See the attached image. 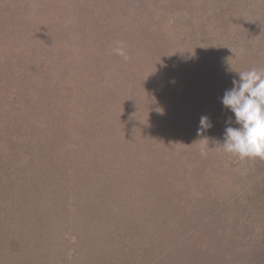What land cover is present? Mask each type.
I'll return each instance as SVG.
<instances>
[{
  "label": "rangeland",
  "instance_id": "rangeland-1",
  "mask_svg": "<svg viewBox=\"0 0 264 264\" xmlns=\"http://www.w3.org/2000/svg\"><path fill=\"white\" fill-rule=\"evenodd\" d=\"M66 1L67 0H58L59 7L58 5L56 6V10L49 14V16H51L52 18H50V20H47L39 15V9L43 6L40 2L30 3L32 6L31 8L29 5H25L26 0H0V60L2 62V66H0V69L3 68L5 73L8 72V74H0V100L1 102H3V105L8 112H20L19 115L17 114L20 118V120L18 121H16L15 119H11L12 121L8 120V122H5V120L3 119H1L0 121V129L2 131V133L0 134L4 135H1L0 138L1 149L7 150V148L11 149L12 147V149L10 150L11 152L8 151L7 153H5L4 150V155L0 156V168L4 167L1 165V163L7 165L3 169H0V182L3 184V186H5L6 183L4 181L2 182L1 179L12 177V179L15 180L14 176L17 179V173H21L25 182L30 183L35 187L38 186L36 187L37 189H45L44 191H42L43 194H45V197L43 199H46L51 195H53L54 197L55 195L63 196V198L58 199V203L60 205L63 204V207H61L62 210H60L61 214L67 216V220L65 219L66 222L63 224V218L61 217L60 220L55 219L51 222L39 226V228L44 231L46 236L51 241L53 239L57 241V243L53 242L56 245L53 244V251L50 252L49 256H47L49 259L44 258L43 256L41 257V254L37 252L36 249H34L36 253L33 254V249H30L31 255L29 257L31 258L32 262L28 263V261L30 260L29 259L28 261H25L23 263H90V260H92L93 257L91 253V249L94 246L93 244H97V246L102 245L103 247V245L107 242L104 245L106 247L104 249L111 250V248L113 249V247H110V245L116 246L114 250H111L112 263H110L121 264L119 263L121 261L120 258H122L123 256L119 251L121 250V248L118 246L117 242L114 243V239L112 237H109L110 235H112V233L109 236L107 235L109 234V231L111 229V231L117 233L120 239L123 238L122 242H137L138 245L141 246L144 242L140 241H144L145 239L142 235H140L141 238H139L138 232L142 233V229H139L140 226L138 224H132L134 222H142L143 219H145L144 217H146V215L148 214L144 215L143 217L138 216L139 214L130 212L127 205L133 206L134 209V205L137 204V201H139L140 203L142 199H147L146 201L148 202L149 199L152 211L150 212V217L147 220L159 221L158 219L163 216L162 218L164 220L166 219L171 226V235H169L167 232H163L165 235H162V237L155 235L151 237L149 235L150 238L145 241V245L148 247V250L146 252L147 257H144L145 260H155L157 252L151 255L153 250L149 248L151 246L150 242H152L153 239L155 243L160 242L156 247H158V249H161V251H165L166 248L167 250H170L168 252L170 258L178 263L191 256L193 252L191 253L190 251L180 249V243H183V237H181V233L178 232H181V229L185 227L187 228V230L188 227L194 229V226L196 224L192 223L193 221L195 222L192 215L194 214V217L196 219L198 218V220L202 221V226L204 223L203 227L206 228V230L210 231L211 229H213L212 233L214 237L212 236V233H207L209 234V236L207 237L212 239V241H215L214 249L218 250L216 251L217 259H219L218 263L221 259H226L225 263L229 262L228 258L223 257L224 253H231L233 251L235 252L236 250H241L244 253L236 257L241 260L242 264H246L248 260H246V258L250 257V255L252 254L249 245L250 241L247 242L248 240L245 239L246 234H244L242 229L239 230L235 227V225L233 224V219L231 218L225 221L230 223L232 228L234 225L233 234H231V232L229 231L230 225L227 227V230L224 231L229 232L222 234L218 230L214 231V224H216L217 222L210 226V224L205 221L206 219L204 216L199 219L200 216L197 215L198 213H200L199 209L196 212V210L191 209L188 205V202L193 199V197L190 195V190L194 191L195 188L199 186H202L203 188H212V175H204V173L206 174L207 172L204 170V168L205 165L209 164L211 165V167H216L215 162H217V165H220L222 163L223 160L219 161L217 157L218 154L222 151L221 148L218 146H211L210 149L205 151L207 154V156H205V153H201V145H198L199 148L174 145L170 140L166 139L165 134L160 135L158 132H156V128L159 127L160 122H162L164 118L171 117L181 119V114L185 113L182 120H184L186 116V118L190 120V124L185 128V133L187 134V136H185L188 137V140L191 139L192 135H195L196 137L199 136L198 132L196 131L199 129L200 116L208 115L207 112L209 111L203 112V108L204 106L208 107V105H210L211 96L213 97L211 92H213V90L214 92H216L218 83L215 78L218 74L221 73L217 68L213 72L212 67L214 63L208 57L200 60L198 59L197 64L199 62H202V66L204 69H198L201 79L200 81H198V84L194 83L187 74V71L191 72L186 67L187 62H185V59H183L182 57L180 58L179 56L184 55L185 53H183V51H181L182 49L178 46L183 45L182 47H185L186 49L192 46L193 48L190 50L193 52V55H191L192 60L196 58V54L200 53L204 48L202 46L203 40L201 39L204 36L203 33L205 32V30L208 29L206 28L208 24H201L202 26L195 31H190V27L187 28L188 30L185 29V31H181L180 29V31L177 32L171 29L169 30V33H165V40H162L160 39V32L162 31L163 27L160 23V20L162 19L163 21H165V18L170 16L169 14H167V10L169 8V5H171L169 1L171 2L172 0H161L160 2H157L158 0H151L149 3H145V5H137L136 3L135 5H126L125 2L123 3L125 5H123L121 3L117 4V0H107L105 2L106 5L101 7V11L103 10V12L105 13L100 12L101 15H98L99 19H105V17L107 16L106 20L100 23L103 30L98 26V20V22L96 23V19H94L93 17H87L84 14L81 16L78 12L73 10V15H71V18H68L66 23H62L66 20V16L68 14L66 13L65 9H67L68 6L71 5V3H69V0L68 2ZM77 2H79V0H77ZM138 2L140 3V1ZM197 2L198 3L193 6V9H195V7L197 9L201 7L200 4L202 3V1L197 0ZM129 5L131 8L128 12H126L129 8ZM75 7L76 4L71 8L75 9ZM111 9L112 12L110 11ZM214 12L215 11H206L205 14H200L199 18H201V20H208L209 16L214 18L217 15L214 14ZM218 12L224 13L223 10ZM173 17L174 16L172 15L169 17V19L172 18V21L175 23V19ZM56 19L60 20L56 21ZM219 20L221 23H227L224 19L223 22L222 19ZM214 21L217 20L214 19ZM42 23H48L50 25V28L53 27V29L55 26L61 24H66L67 26L72 25L71 36H74L75 38L76 36L81 35V37L85 39L86 43L85 45L79 43L81 40L78 39L77 41H75L74 38L71 39V41L67 40L68 42L66 45L70 43L69 47H77L73 51H68L69 53L66 51V48L62 49L59 47L57 53L62 58H59V56L54 57V61H58L57 63H55V66L50 67L48 65V62H44V58L42 55H40L39 49L37 50V55L33 57L31 63L28 62L27 64H24V62L22 61V58L24 57L22 56H24L23 53H25L26 49L23 45L15 43V40L27 33L22 32L23 30H29L33 32L32 30L34 28H37L39 30L38 38L42 39ZM244 23L245 21L243 20V24ZM113 24H116L117 27H114ZM165 26L169 29L168 25L164 24V27ZM240 26L243 27V25L241 24ZM97 28L102 30V33L104 34L103 36L101 35V33H96ZM53 29L49 32V36L46 35L47 38L51 40L45 39V42L47 44H52L51 49H53L55 45L64 42L55 40L56 38L54 36L57 34L58 29ZM128 29H130V34H128ZM192 31L194 33H192ZM133 32L134 35H136V39L131 40L130 37ZM214 32L215 30H213L212 27V29H210V33L213 34ZM63 33L65 35H68L64 31ZM6 35L7 38L4 37ZM126 36L129 37L127 41L125 38ZM242 37L243 36H241L240 34V39ZM176 38V42L173 43V40ZM96 39H98L97 43L99 47L94 44L96 42ZM185 39H187V42ZM222 39L217 38L214 40L215 49L221 47L223 43ZM52 40L55 43L52 42ZM117 41L122 42L125 46L128 55L127 60H125L121 56L116 55L112 51L113 47L116 46ZM78 44H80L79 48ZM175 44H177L178 46H174ZM11 45L14 46V49L11 48ZM231 47L233 51L238 50L235 44ZM259 49L263 53L264 48L261 45H259ZM84 54L90 55L95 59H99L96 66L100 64L99 62L103 64L108 63V65L116 66L119 73L123 72L125 76L127 75L126 77H121L120 80H118L117 86H119L120 90H118L117 94L114 96V98H116L114 103H111L110 105H108L109 103H86V105H79L81 106L82 112L79 111V106L74 107L73 109L71 104L77 106L75 103H80L81 100L74 99L72 102H68L64 100L63 97H66L67 100H72L75 97L77 90L82 93V86H78L77 90L76 88H74V90L72 89L70 92L68 91V93L66 89V94H61L60 92L59 100L57 101V103H52L50 111H47L49 110L47 109V113L42 112L40 109H42L43 105H39L40 103L38 104L37 100L40 99L38 98V95L42 96L48 93V90L50 89L49 87L53 86V84L55 83V74L57 75L59 73H73L72 75L76 76H82V74L84 75V71H88V69L83 68V63H85V59L91 60V57L87 56V58H85ZM140 55H142V59L138 57ZM103 56H107V58H103ZM46 57L48 59V57L50 56L47 55ZM135 58L138 59H136L135 61ZM102 59H104L105 62ZM49 60H51L52 62L51 58ZM128 61H132L136 66L135 71L137 70L136 72H140L139 76L137 75V73L136 75L127 73L126 70L128 69L126 64L128 63ZM34 62H36V64H34ZM119 62L121 63L119 64ZM115 63L119 65H115ZM32 64L36 65V68L38 70V75L33 77L32 75H29L31 70L33 71L34 69V67H32ZM42 64H45V66ZM220 64L221 62H218V65ZM50 68L51 71H49ZM112 72L110 73V76L113 75ZM118 72L117 75H120ZM7 78H11L13 80L16 79L17 81L13 82V86L15 85L16 87H22L24 89L26 88V91L28 93L31 91L30 89H32V91H34L37 95L36 98L33 97L31 99L30 95L32 94L30 93L28 94L27 98H30V101L32 100L34 101V103H20L16 106L12 103H6L4 97L7 92ZM211 80H214L213 85H208ZM74 81L75 79H72V76H65L62 80V82H65L64 88L76 86L77 84L72 83ZM204 81H207L208 83H205ZM221 81L222 80L220 79L219 83H221ZM194 85L197 89H194ZM190 92H193V103L191 102L192 99L188 95H186L191 94ZM221 93L224 94L225 92H222L221 90ZM175 94L177 97L183 94L181 99L186 97L185 101L187 103H174L175 105L169 103L173 101L172 97ZM58 103H63V105L64 103L71 104L64 109V107L62 108V105H59ZM50 104L51 103H48V108L50 107ZM107 105L113 106V108H110L113 110H110L109 113L111 115L109 116L101 112L102 110L107 108ZM181 106L182 108H184V110L180 108ZM210 109H213L212 113H214V117L212 116L213 118L211 120L212 125L216 124V121H214V119H217L218 124L216 129L218 131H221V129L224 127L223 123H225V121L231 120L234 122V113H232L230 109L225 108L222 103H213ZM58 110L60 117L62 116V110H67L68 112L73 110L70 115L71 120H74V116L78 113L87 114V116H89L90 119H86L84 122L83 141L88 150L95 149L96 156H89V163L87 162L88 164L86 163V159L83 158L84 153H80V155H78V147H75L74 145L72 146L70 144H67L66 147H61L57 145L58 142L52 141L53 137L45 133L46 128L48 129V127L50 126V130H53V133L58 132L60 135H62L63 131L66 132L63 135H72L73 137H77L81 134V132L79 133L77 131H68V122H65V125H61L62 127L60 126L62 130H60V127L58 128L56 127V125H53V116ZM186 110L188 111V113L186 112ZM200 111L202 113H200ZM99 114L100 116L95 117ZM189 114L192 115L190 116ZM9 116H11V114ZM41 116H44V118H48V127L46 126V123L38 124V119ZM111 116L115 117L112 118ZM5 117H7V115H5ZM112 119L114 120V122H112L111 124L114 125V123L116 124L119 120H122V124H117L118 126L115 127L112 132H110V138L108 137L107 141L113 140V137H115L116 141H118L119 138H123L127 132L130 133V131H132L135 137L137 136V134L140 138L141 136L147 135V139H149L150 141L153 140L152 142L154 143L159 142L161 143V145L158 146V148H154V144H152V146L147 145L145 149H142V151H138L139 149L135 147L125 149L123 146H117L116 144L113 154L111 156L108 155V157L105 158L106 155L101 153V150L99 147H97V145L100 147L102 146V150H106L107 154L110 151V149L108 151L109 146L107 147L106 141L103 143L98 142L97 144V141L95 140L96 135H93L92 131L101 130L98 133H103L107 129L106 126H104V123L110 122L112 121ZM187 122L188 121H186V123ZM5 123L10 124L6 126ZM11 124H20V129L13 131V126H11ZM207 130L208 129H206L205 131ZM48 134L50 133L48 132ZM155 140L157 142H155ZM10 142L14 143V145L11 146ZM168 145H170L169 149L174 151L173 154H176L174 161L173 159L166 161L163 155H157L158 157H154L158 160V164H156L154 172H152V174L149 172H145L148 169L146 163L151 162V156L154 153V149H156V152L165 151L162 150V146H165V148L167 149ZM112 148L113 146H111V149ZM146 155L150 158H148L145 164L141 163L138 156ZM256 159L258 160H254L253 164L261 165L260 167H262L264 170V163L260 162L259 158ZM112 163L114 164V167L112 166ZM136 166H139L138 169L136 168ZM165 168L167 170H165ZM168 169L169 172L165 174ZM139 170L141 171V173H139ZM101 171L107 174L108 183H110V185L111 183H113L111 185L113 187L110 189V192L119 190V184L122 182H126L125 188H127V181H129V183L131 184L133 183L135 187H138L140 189H142V187L145 188V193L143 194L131 192L129 196L122 195L117 196L116 198L110 197L109 200L115 204H119L120 208L119 211L115 208L114 219L110 215H108L109 212V214H112L114 212L110 209L113 205H104V202L102 203L98 201L99 199L97 196L95 197L98 200L95 199V201L90 195L86 197L87 200L84 198V192L86 191L85 188H87V178L90 176V180H96L95 178L97 177V175H99L100 173L102 174ZM180 171H182L181 174L183 181H191L189 185L192 186L191 188L188 187V189L185 188L186 190H184V188L178 185V183H171L172 180L180 176ZM133 177H140V181H130L131 179H134ZM228 179L230 182L222 183L221 188L218 189V191L220 190V192L217 191V193L223 192L225 188L228 189L225 186L226 184H229L231 189L233 183L232 189L234 190H230V192L234 193V195H238L233 196L234 199H240L244 202L246 200V197H248L249 195L238 194V190L241 186L240 179L238 178L237 180H234V182H232V177H229ZM100 180L106 183L105 179ZM143 182H147L148 185L146 183L140 184ZM17 183L19 186L21 185L20 182ZM75 183L79 184L77 187V191L80 189L79 194H77L74 190L76 187H72V185ZM91 184L93 185V183ZM247 185V187L246 185H242L243 188L240 190L248 191V187H250V185ZM8 194L10 196L12 195L10 192ZM219 196L221 195L219 194ZM136 197L140 198L136 200ZM153 197L157 199H154ZM2 199L3 201L0 202V209L8 210L11 213L17 212L21 215L22 218H19L18 221H13L12 217H14V215L9 217L5 212H0V221L3 220L6 215L8 216L6 220H9L8 226L0 228V232H2L0 234H3L2 236H0V241L5 244L7 249L10 248L11 253H14L15 249H19L24 243V240H29L31 237H34L36 239H34L33 242L28 245L36 246L35 241H39L41 236L38 235L40 234L38 230H35V228L31 229V227H33V225L36 223L37 219L32 210H35V212L38 210L42 211L43 205L41 206V204H36V200H24L22 202H16L15 200H5L4 198ZM198 199L196 201H198ZM128 200L133 205L131 203L129 204ZM233 201L234 200H232V202ZM119 202L123 204H120ZM7 204L10 206V209H8ZM175 204H177V207H179L180 209H178ZM106 206L108 208L107 212ZM57 208L58 204L56 205V209ZM244 209L245 206L241 215H244L246 217L248 216L254 222L255 216H253L249 212L244 213L246 212ZM122 211L126 212L125 217L127 216V220L123 215V218L120 216ZM50 213L55 217L57 211L51 209ZM233 213L234 212H232V214ZM225 217L228 218V215H225ZM23 218L25 219L23 220ZM129 221L132 222L130 223ZM123 222L124 226L123 228H121ZM108 223L110 224V229L106 236L107 238L109 237L110 242L107 241L105 237V240L102 244V242L100 241L102 234L101 231H103L104 233L105 229L109 225ZM175 224H178V228H174ZM127 225H132L131 229L128 228ZM197 226L198 223L196 227ZM120 228L121 231L123 229L125 231V234L129 235L124 236V234L120 232ZM129 229L130 232L128 231ZM201 229L202 228L200 227V230ZM120 233L122 235H119ZM177 233L178 235H176ZM191 233L192 232H190L189 237L192 236ZM93 234L95 236H93ZM24 235L25 237L22 238V236ZM195 235L198 236L199 234L196 233ZM144 236L147 238L146 234ZM171 236L174 238L173 243L168 244ZM94 237L96 241L95 239L94 241H92ZM129 237L131 238V240ZM162 242H166L165 244L168 245H165L164 248H160L159 246H163ZM146 243L149 245H147ZM126 245L129 246V243H126ZM47 249H52V247L50 248V246H48ZM173 249H175V251L171 252ZM24 250L25 248L23 247L22 251ZM182 250L186 251V254L180 253ZM108 253L110 254V252ZM124 254L126 253L124 252ZM244 254L246 255L245 257H243ZM127 255L128 257L125 255L123 257L124 262L133 264V262L137 261L136 258L138 256V252H134L131 250L130 254ZM211 258L209 259V261L213 260V256ZM156 259L158 260V256H156ZM158 263L164 264L165 259L158 261Z\"/></svg>",
  "mask_w": 264,
  "mask_h": 264
},
{
  "label": "trees",
  "instance_id": "trees-1",
  "mask_svg": "<svg viewBox=\"0 0 264 264\" xmlns=\"http://www.w3.org/2000/svg\"><path fill=\"white\" fill-rule=\"evenodd\" d=\"M107 0H79V2H77V0H69V3H71V5L68 6L66 10L67 16H66V20L63 21L62 23H66L68 18H71V15H73V11L78 12L81 16L84 14L87 17H93L94 19H96V23L99 21L98 26L101 28L100 23L105 19L98 18V15L100 14V12H103V10L101 11V7H103ZM118 3L123 4L125 2V4H134L135 3L137 5H145V3H149L151 0H117ZM140 1V3L138 2ZM161 0H158L157 2H160ZM202 3L200 4L201 7L199 9H197L195 7V9H193V6H195L198 2L197 0H172L171 2L169 1V3L171 5H169V8L167 10V14H169L170 16H174L173 18L175 19V23L172 21V18L169 19V17L165 18V21H163L162 19L160 20V23L162 24V31L160 32L161 34V38L162 40H165V33H169V30L173 29V31L177 32V31H185L188 30L187 28H189V30H197L198 28H200L202 25L201 24H208V26L205 27L208 28L205 30V32L203 33V38L201 40H203V49L201 50L200 53L196 54V58H194L192 60V56L193 52L190 51L193 47H189V48H185L182 47L183 45L178 46L177 44H175L174 46H178L180 47L183 51V53H185L184 55H179L180 58L182 57L183 59H185L186 63V67L189 71H187V74L189 76V78H191L193 80L194 83H199L198 81H200V74L198 72V69H204L203 68V63L199 62L197 64L198 59H203L205 57H208L211 61H213L214 65L212 67V70L214 72V70H216V68L218 70H220L219 72L221 74H218L217 77L215 78L216 81H218L217 83V88H216V92H211L213 97L211 96V103L210 105L204 106L203 108V112H207L208 115L207 117L209 118L210 122L212 120V118L214 117V113H212L213 109H210V107L213 105V103H222L221 102V98L223 97L224 94L221 93L225 92L228 89H231L233 87L232 81L233 79H239L238 73L239 71H245V70H249L253 67L256 68H264V51L263 53L261 52V50L259 49V45H261L264 48V0H201ZM40 2L42 3V7L39 9V15H41L42 17H44L47 20H50V18H52L51 16H49V14L51 12H54L56 10V6L58 4V0H26L25 5H29L31 8V4L30 3H37ZM68 2V0L66 1ZM23 4V3H22ZM73 4V5H72ZM74 8H71L72 6H75ZM123 4V5H125ZM24 5V4H23ZM129 5V8L126 12L129 11V9L131 8ZM67 6V5H66ZM116 6V5H115ZM224 6V7H222ZM99 8V9H98ZM220 8V9H219ZM222 12H218V11H222ZM34 11V10H32ZM112 12V9L110 10ZM206 11H215L214 14H217L214 18L209 16L208 20H201V18H199L200 14H205ZM166 12V10H165ZM105 13V12H103ZM158 13V12H157ZM101 15V14H100ZM97 16V18H96ZM49 18V19H48ZM214 19H216L217 21H214ZM219 19H223L227 22V23H221ZM60 19H56V21H59ZM98 20V21H97ZM243 20L245 21V23L243 24ZM135 21V19H134ZM214 21V22H213ZM241 22V23H240ZM114 23V22H113ZM83 24V23H82ZM81 24V25H82ZM164 24L168 25L169 29L165 26ZM225 24V25H223ZM243 25V27L240 26ZM48 25V26H47ZM80 25V26H81ZM113 26L117 27L116 24H113ZM215 30V32L212 34L210 33V29ZM215 27V28H214ZM42 39L38 38V34H39V30L37 28H34L31 32L29 30L27 31H22V32H27L25 35L19 37L18 39L15 40V43L21 44L25 47V53L24 58H22V61L24 62V64H27L28 62L31 63V61L33 60V57L35 55H37V50L39 49L40 51V55L43 56L44 58V62H48V65L50 67L55 66V63H57L58 61H54V57L59 56L57 53L58 48H66V51L70 52L71 50L73 51L76 47H69L70 43L68 45L67 42L71 41V39L74 38V36H71V28L72 25L67 26L66 24H61L58 26H55L54 29H58L57 34L54 36L56 39L55 40H60V41H64L61 44H57L55 45V47L52 48V44H47L45 42V39H48L47 36H49V32L53 29L50 28V25L48 23H42ZM120 28V27H118ZM53 29V30H54ZM97 28L96 33L99 34L101 33V35L103 36L104 34L102 33V30H100ZM179 29V30H178ZM129 32L128 34H130V29H128ZM64 32H66L68 35H65ZM170 31V32H173ZM192 31V33H194ZM243 33V35H242ZM240 34L241 36H243L240 39ZM47 35V36H46ZM53 35H54V31H53ZM179 35V33H178ZM214 35V36H213ZM173 36V35H172ZM5 38H7V35L4 36ZM45 37V38H44ZM223 37V39H222ZM126 41L128 40L129 37H125ZM220 38L223 40V43L221 45V47L219 48H214L215 47V39ZM66 39V40H63ZM78 39H80L81 41L79 43H82L85 45L86 41L83 37L80 36H76L74 38L75 41H77ZM109 39V37H108ZM131 40L136 39V35H134V32L132 33ZM181 39V38H178ZM51 40V39H48ZM68 40V41H67ZM177 40L174 39L173 43H175ZM187 42V39H185ZM200 40V39H199ZM43 42V43H41ZM52 42H54L52 40ZM98 39H96V42L94 43L97 47H99L98 45ZM14 43V44H15ZM55 43V42H54ZM133 43V42H131ZM106 44V43H105ZM160 44V43H159ZM162 44V43H161ZM237 46L238 50L233 51L231 46ZM78 44V48H79ZM11 48L14 49V46L11 45ZM175 48V47H174ZM68 52V53H69ZM36 53V54H35ZM63 53V50H62ZM47 55H49L50 57H48L47 59ZM85 55V54H84ZM199 55V56H198ZM91 57L90 55H85V58ZM108 56V55H107ZM107 56H103V58H107ZM142 55L138 56L139 58L142 59L141 57ZM61 56H59L60 58ZM52 59L51 60L49 59ZM62 58V57H61ZM101 58V57H99ZM138 58H135V61ZM58 60V59H56ZM85 63H83L85 69H88V71H84V75L82 74V76H76V75H72L71 74H55V83L53 84V86H50L48 93L44 94V95H38V98H40L39 100H37L39 105H43L42 109H40L42 112H46L50 111V108L52 106V103H57V101L59 100V93L61 92V94H66L65 91L67 89V93L68 91L70 92L72 89L74 90V88H78V86H82V90L80 93L77 90V93L75 95V97L72 100H67L66 97H63L64 100L68 101V102H72L74 99L77 100H81L80 103H75L77 106H75L74 104L71 103H67L63 105V103H58L59 105H62V108L64 107V109L66 107H68L70 104L73 107H78L79 105H86V103H109L108 105H110L111 103H114V101L116 100V98H114V96L117 94V91L120 90L119 86H117L118 80H120L121 77H126L123 72L119 73L118 72V68L116 66L113 65H108V63L103 64L101 62H99L100 64L98 66H96L98 64V60L99 59H95L93 57H91V60L89 59H85ZM104 60V59H102ZM107 60V59H106ZM140 60V59H139ZM170 60V58H169ZM218 60V61H216ZM105 62V60H104ZM160 62V61H159ZM158 62V63H159ZM189 62V63H188ZM218 62H221L220 65H218ZM121 62H119L120 64ZM34 64H36V62H34ZM116 64L115 65H119ZM31 65V64H30ZM45 66V64H42ZM0 66H2V62L0 60ZM127 66V73H131V74H135L137 73V75H140V72H136L135 71V65L133 64L132 61H128V63L126 64ZM32 67H34L33 72L31 70L29 75L33 76H37L38 74V70L36 68V65L32 64ZM82 68V69H83ZM94 68V69H93ZM180 68V67H179ZM63 69V67H62ZM84 69V70H85ZM104 70V71H103ZM49 71H51V68L49 69ZM113 71V72H112ZM237 71V72H236ZM113 73L112 76H110V73ZM117 72L120 75H117ZM0 74H8V72H4V69H0ZM70 77L72 76V79H75L74 82H72L73 84H77L76 86H71L68 88H64V84L65 82H62V80L64 79V77ZM114 76V77H113ZM118 76V77H117ZM222 76V77H220ZM235 76V77H234ZM100 78V79H99ZM28 79V78H27ZM115 79V80H114ZM220 79L223 81H221V83H219ZM17 81L16 79L13 80L11 78H7L6 83H7V92L6 95L4 97L6 103H12L15 106L20 104V103H34V101H30V98L28 97V94H32L31 99L33 97L36 98V93L34 91H32V89H30L29 93L26 91V88H22V87H16L15 85L13 86V82ZM117 81V82H116ZM205 83H208L207 81H204ZM214 80H211L210 83H208V85H213ZM68 83V82H67ZM70 83V82H69ZM192 85V84H191ZM80 88V87H79ZM194 89L195 85H194ZM73 92V91H72ZM191 94H186L188 95L191 99H192V103L194 101L193 92H190ZM218 93V94H217ZM183 96V94L181 96H176V94L172 97L173 101L169 102V103H187L185 101L184 97L183 99H181ZM185 101V102H184ZM0 121L1 119L5 120V122H8V120L12 121L11 119H15L16 121L20 120V118L18 117V115L20 114V112L16 111L14 113L13 112H8L7 109L5 108V106L3 105V102H1L0 100ZM36 103V102H35ZM48 103L50 104V107L48 108ZM189 103V102H188ZM197 103V102H196ZM38 105V106H39ZM107 108H105L104 110H102L101 112L104 113L105 115H111L109 112L110 108H113V104L111 106H108ZM175 105V104H174ZM181 105V104H180ZM116 106V103H115ZM114 106V107H115ZM202 106V105H201ZM79 111L82 112L81 110V106H79ZM181 109L184 110V108H182V106L180 107ZM49 109V110H47ZM47 110V111H46ZM7 111V112H5ZM52 111V109H51ZM71 111H65L62 110V116H59V110L56 112V114H54V118H53V125H56V127H60L61 125H65V122L69 123V129L68 131H77V132H81L80 135H78L77 137H73L72 135H63L64 132L62 133V135H60L58 132L53 133V130H50V126H49V120L48 118H44V116H41L38 120V124H43L46 123V126L48 127V129L46 128V134L53 137L51 140L54 142H58L57 145L61 146V147H66L67 144L70 145H74L75 147H78V155H80V153H84V159H86V163H89V156L91 157L92 155H95V149L92 150H88L87 147L84 144L83 141V127H84V122L86 119H90L89 116H87V114H76L74 116V120H71L70 115H71ZM186 112L188 113V111L186 110ZM49 113V112H48ZM196 113V112H195ZM200 113H202L200 111ZM11 114V116H9ZM16 114V116H15ZM18 114V115H17ZM184 114H181L180 118H171V117H167L164 118L162 122H160L159 127L156 128V132H158L160 135L161 134H165L166 135V139L170 140L172 142V144L174 145H178V146H184V147H191V148H195L198 147L200 145H206L208 144L209 148H207L206 150L210 149L211 146H218L217 144L222 143L223 142V138H224V134H225V129L228 126L231 127H238V125L235 123V119L234 122L232 121L231 124L226 123L227 121H225L224 127L221 129V131H218L216 129L218 121L217 119H214V121H216L215 125H212L211 128H209L207 131H203L198 137H196L195 135H192L191 139L188 140L187 134L186 132V127L190 124V120L187 119L185 117L184 120H182V118L184 117ZM5 115H7V117H5ZM190 115V114H189ZM192 115V114H191ZM190 115V116H191ZM100 116L96 115L95 117ZM203 115L200 116V118ZM213 116V117H212ZM112 118L115 116H111ZM110 119V118H107ZM187 119V120H186ZM84 120V121H83ZM196 120V119H195ZM186 121H188L186 123ZM112 122H114V120L112 119V121L110 122H106L104 123V126H106V130L103 133H98L101 130L98 131H92L93 135H96L95 140L100 143H103L106 141V145L108 147V151L110 149V151L108 152V154L106 153V150H102V146H98L101 150L102 154H105V158L109 156H111L114 152V148L117 146H123L125 149L126 148H138V151H142V149H145V147L147 145L152 146V144H154V148H158V146L161 145V143L157 142L155 140L154 143L152 141H150L149 139H147V135L145 136H141L138 137L139 135L137 134V136H134V133L132 131L127 132L126 135L122 138H119L118 141H116L115 137H113L112 139L114 140H110L107 141L109 134H111L110 132H112V130L117 127L118 125L122 124V120H119L116 124L114 123L111 124ZM200 123V121H199ZM10 123H5V125L7 126ZM118 124V125H117ZM212 124V122H211ZM11 126H13V131L20 129V124H11ZM198 126V124H197ZM62 127V126H61ZM60 127V130H62V128ZM200 128V125H199ZM50 130V131H49ZM48 132L50 134H48ZM198 132V130L196 131ZM0 133H2L1 129H0ZM1 135L4 136L3 134H0V138ZM186 135V136H185ZM158 136V135H157ZM71 137V138H70ZM110 138V137H109ZM207 140H206V139ZM49 139V138H48ZM181 140V141H180ZM116 141V142H115ZM149 142V143H148ZM178 142V143H177ZM74 143V144H73ZM181 143V144H180ZM76 144V145H75ZM10 145H14V143L10 142ZM199 145V146H198ZM111 146H113V148L111 149ZM40 147V146H39ZM168 148L166 149L165 146H162V150L165 151H158L156 152V149H154V153L151 156V162L146 163L147 165V170L145 172H149L152 174V172H154L155 166L157 163V159H155L154 157H156L157 155H163L166 159V161L173 159L176 156V154H173L174 151H172L171 149H169L170 145L167 146ZM189 148V149H191ZM12 149V147H11ZM10 148L6 149H1V145H0V156L4 155V150L5 153H7L8 151L11 150ZM169 150V151H168ZM221 152L218 154V159L219 161H222V163L219 165H217L216 163V167H211V165H205L204 170L207 171L206 174L204 173V175L207 174H211V182H212V188H203L202 186H199L197 188H195L194 191L190 190V195L193 197V199H191L188 203V205L190 206L191 209L196 210V212L199 209V212L197 215L200 216L199 219H201L202 216L205 217V221L210 224V226L212 224H214L215 222H217L216 224H214L215 226V230H218L220 233L225 234L227 232H231V234H233L234 231V225L237 229L239 230H243L245 235V239L248 240L247 242L250 241L249 245H250V249L252 251V254L250 255V257H247L246 260V264H264V170L262 167H260L261 165H257V164H253L254 160H258V159H240L238 156L232 155L228 152H225L222 148H221ZM167 151V152H166ZM11 152V151H10ZM161 152V153H159ZM224 152V153H223ZM158 153V154H155ZM96 156V155H95ZM157 156V157H158ZM205 156H207L206 152H205ZM139 160L141 163H144L148 160V158L146 156H138ZM233 157V158H232ZM106 160V159H105ZM260 162L264 163V159H260ZM155 162V163H154ZM87 163V164H88ZM84 164V163H82ZM2 166H7L1 163ZM142 165V164H141ZM112 166L114 167V164L112 163ZM4 167L0 168L3 169ZM139 166H136V168L138 169ZM209 169V170H208ZM212 169V170H211ZM252 169H256V170H252ZM165 170H167L165 168ZM102 172V171H101ZM169 172L166 171L165 174H167ZM12 173V171H11ZM139 173H141V171L139 170ZM182 171H180V176H178L176 179L172 180L171 183H178V185H180L182 188H184V190L188 189V187H192L189 186L191 181H183L182 178ZM1 174V173H0ZM71 174V172H70ZM12 175V174H11ZM14 175V174H13ZM233 175V176H232ZM237 178H235V177ZM17 179L14 176V179H12V177L9 178H5V179H1V181L5 182V186H3V184L0 182V202L3 201L2 198H4L5 200H15L16 202H22L24 200L28 201V200H36V204H41V206L43 205V209L38 210L35 212V210H32L34 215L37 217L36 219V223L33 225L32 228H35V230H38L40 232L41 238L39 239V241H35V245L36 246H29L28 244H31L33 242L34 237H31L29 240H24V243L22 244V246L19 249H15L14 253L10 252V248H6L5 244L0 241V264H24L23 262L28 261V263H31V258L29 257L30 254V249H33V254L36 253V251L34 249L37 250V252H39L41 254V257L43 256L44 258H48L47 256H49L50 252L53 251V244L57 243V241L55 239H53L52 241L46 236V234L44 233V231H42L41 228H39V226L46 224L48 222H51L55 219H61V217L63 218L62 224L66 222L67 220V216L61 214V207H63V204H59L58 203V199L63 198V196L60 195H55V197L53 195L49 196L46 199H43L45 197V194H43L41 189H37L36 187L38 186H34L30 183L25 182V180L23 179V176L21 173H17ZM217 177V178H216ZM227 177V178H226ZM229 177H232V182H234V180H237L238 178L240 179V189L243 188L242 185H246V187L248 186L247 184L250 185L249 190L248 191H242V190H238V194H248L249 196L246 197V200L243 202V200L241 201L240 199H234L233 196H238L237 194L234 195V193H231L230 190H234L230 189L229 184H226L225 186L228 189H224L223 192L221 193H217L218 189L221 188V184L222 183H227L230 182L229 181ZM134 179L132 180H139L140 181V177H133ZM221 178V179H220ZM91 177L89 176L87 178V188L86 191L84 192V198L86 199V197L88 195L92 196L94 201L95 199H97L95 196L98 197V201L100 202H104V205H113L110 209L113 210L114 212L112 214H109L113 219L115 218V208L119 211V204H115L113 202H111L109 200V198L111 197H117V196H125V195H130L131 192L134 193H145V188L142 187V189L135 187L133 185V183H129V181H127L128 183V187L125 188L126 182H122L119 184V190L117 191H113L110 192L111 188L113 186H111L113 183H108L107 180V174H105L104 172H102V174L100 173L99 175H97V177L95 178L96 180H90ZM100 179H105L106 183L103 182ZM151 179V178H148ZM182 179V180H181ZM181 180V181H180ZM226 180V181H225ZM245 181V182H244ZM17 182H20L21 185L19 186ZM152 182V181H149ZM244 182V183H243ZM93 183V185L91 184ZM147 184V182H143L140 184ZM247 183V184H245ZM154 184V182H153ZM182 184V185H181ZM79 184H73L72 187H76L74 190L76 191L77 194L80 193V189L77 191V187ZM110 185V187H109ZM5 187V189H4ZM235 187V186H234ZM40 188V187H39ZM186 188V189H185ZM36 189V190H33ZM210 189V190H209ZM39 190V191H38ZM41 191V192H40ZM128 191V192H127ZM11 193L12 195L10 196L8 193ZM126 192V193H125ZM220 192V190L218 191ZM219 194L221 196H219ZM233 194V195H232ZM65 197V196H64ZM140 197H136V200H138ZM154 198V197H153ZM199 198V199H198ZM157 199V198H154ZM198 199V201H196ZM87 200V199H86ZM147 200V199H146ZM142 199L141 202L139 203V201H137V204L134 205V209L133 206H128L129 207V211L130 212H134V214H139L138 216H144L146 214V217H144L145 219H143L142 222H134L132 225H136L138 224L140 227L139 229H142V233L138 232L139 238H141L140 235L143 236V238L145 239L144 241H140V240H136V241H140V242H144L142 243L141 246L138 245L137 242H133L131 243V241H126V242H122L123 238H119L117 233L114 231H111L110 229V224L108 225V227L105 229L104 233L103 231H101V238L100 241L103 244V241L106 240L110 242L109 237H112L114 239V243H118V246L121 248V250H119L123 256L121 259V261L119 263L121 264H128L127 262L123 261V257L124 255L128 257L127 254H130L131 250L134 252H138V256H137V261L133 262V264H159L158 261L165 259V263L164 264H224L226 259H221L218 263L217 259V254L214 247H215V241L212 239H210L209 234L207 233H212L213 229L206 230V228H204V223L202 226V221L198 220V218L196 219L193 215V218L195 220V222L193 221L192 223H196L194 226V229L188 227L187 228H183L181 229V237H183V243H180V249H184L187 251H190L192 253L191 256H189L187 259H184L182 261H180L179 263L174 261L172 258H170L169 256V251L170 250H166L165 251H161V249H158V244L160 242L155 243L154 239L152 240V242H150V249L153 250V252L151 253V255L156 253V256H158V260L156 259L155 256V260H145L144 257H147L146 252L148 250V247L145 245V241L148 240L150 238V236H164V233H168L169 235H171V230H170V224L169 222L165 219H163L161 216V218H159V221H153V220H147L150 217V212L151 210V203H149V199L148 202ZM232 200H234L232 202ZM122 202V201H121ZM119 202L120 204H123ZM128 203L130 204L131 202L128 200ZM243 203V204H242ZM6 204V203H5ZM58 204V208L56 209V205ZM132 204V203H131ZM133 205V204H132ZM175 206L177 207V204H175ZM245 206V211L244 213H251L253 216H255L254 218V222L247 216L241 215L243 212V208ZM8 209H10V206L7 204ZM137 208V209H136ZM178 209H180L179 207H177ZM184 208V207H182ZM54 209L57 211L56 216H52L50 213V210ZM109 209V210H110ZM201 209V211H200ZM108 208L106 206V212H107ZM138 210V211H137ZM206 210V211H205ZM235 210V211H234ZM0 212H5L9 217H12L13 221H18L19 218H22L21 215L17 212L11 213L8 210H3L0 209ZM232 212H234L232 214ZM125 213L124 211L121 212L120 216L122 217V215L125 217ZM192 213V212H191ZM5 216V218L3 220L0 221V228L6 227L8 226V221L6 220L8 216ZM225 215H228V218L225 217ZM120 217V218H121ZM141 217V218H142ZM123 218V217H122ZM226 218V219H225ZM233 219V228L231 226L230 223L225 222L227 219ZM25 218H23L24 220ZM66 219V220H65ZM125 219L127 220V216L125 217ZM11 220V219H10ZM65 220V221H64ZM235 220V221H234ZM133 221V220H132ZM132 221H129L130 223ZM125 222V220H124ZM124 222L121 225V228H123L124 226ZM15 223V222H13ZM118 223V222H117ZM198 223V226L196 227ZM11 224V223H10ZM9 224V225H10ZM251 224V225H250ZM12 225V224H11ZM132 225H127L128 228L131 229ZM230 225V226H229ZM213 226V227H214ZM229 226V231L224 232L227 230V227ZM161 227V228H160ZM200 227L202 228L200 230ZM120 228V232L122 234H124V236H128L129 234H125V231L122 229L121 231ZM174 228H178V224H175ZM30 229V228H29ZM110 229V231H109ZM130 229L128 230L130 232ZM162 230V232H161ZM195 230V231H194ZM109 231V234H108ZM170 231V232H169ZM164 232V233H163ZM190 232H192V236L189 237ZM250 232V233H249ZM2 233V232H0ZM112 233V235H110ZM119 235H122V234ZM178 233L176 235H178ZM196 233H198L199 235H195ZM106 234H108L107 236H109L107 238ZM146 234L147 238L144 236ZM3 234H0V236H2ZM150 235V236H149ZM93 236H95L93 234ZM213 236V233H212ZM24 236H22V238H24ZM121 237V236H120ZM214 237V236H213ZM130 238V237H129ZM95 237L92 239V241H94ZM103 239V240H102ZM173 237L171 236L170 241L168 244H172L173 243ZM131 240V238H130ZM96 241V239H95ZM161 241V239H160ZM167 241V240H166ZM55 242V243H53ZM99 242V240H98ZM107 243V242H106ZM105 243V244H106ZM126 243H129V246L126 245ZM166 243V242H165ZM162 242L163 246H159L160 248H164L165 244ZM26 244V245H25ZM104 244V245H105ZM147 244V243H146ZM56 245V244H55ZM94 246L91 249V253H92V260H90V263L88 262H83L82 264H111V259H112V251L116 248V246L114 245H110V247H113V249L111 248V250H107L104 249L106 248L104 245L102 247L101 246H97V244H93ZM138 245V246H137ZM149 245V244H147ZM187 245V246H186ZM223 245V244H222ZM48 246H50V248L52 247V249H47ZM23 247L25 248L24 251ZM90 247V248H91ZM167 247V246H166ZM94 249V251H93ZM106 250V251H105ZM182 250L180 253H184L186 254V251ZM175 249H173L171 252H174ZM197 251V252H196ZM110 252V254L108 253ZM124 252L126 254H124ZM244 253L241 250H236L235 252H226L224 253V258H228L229 262L225 263V264H242L241 260L239 258H237L236 256H240V254ZM39 254V255H40ZM213 256V260L209 259ZM149 256V255H148ZM211 256V257H210ZM246 255L244 254L243 257H245ZM49 259V258H48ZM52 259V258H51ZM50 259V260H51ZM212 259V258H211ZM50 262V261H49ZM111 262V263H110ZM149 262V263H148ZM34 263V262H33ZM53 264V263H52Z\"/></svg>",
  "mask_w": 264,
  "mask_h": 264
},
{
  "label": "clouds",
  "instance_id": "clouds-1",
  "mask_svg": "<svg viewBox=\"0 0 264 264\" xmlns=\"http://www.w3.org/2000/svg\"><path fill=\"white\" fill-rule=\"evenodd\" d=\"M112 51L128 59L122 42L117 41ZM237 73L239 79H233V87L225 91L221 102L234 113L239 127H226L223 142L217 144L240 159H264V68L253 67ZM211 127L209 118L202 116L198 135ZM207 148L208 144L201 145V153L204 154Z\"/></svg>",
  "mask_w": 264,
  "mask_h": 264
}]
</instances>
